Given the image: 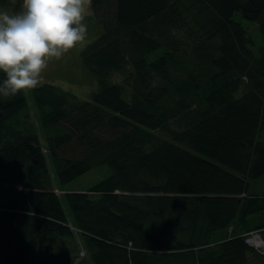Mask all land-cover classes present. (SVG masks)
<instances>
[{"label": "trees", "instance_id": "1", "mask_svg": "<svg viewBox=\"0 0 264 264\" xmlns=\"http://www.w3.org/2000/svg\"><path fill=\"white\" fill-rule=\"evenodd\" d=\"M91 7L93 102L38 86L35 122L25 91L0 95V264H264V0Z\"/></svg>", "mask_w": 264, "mask_h": 264}, {"label": "clouds", "instance_id": "2", "mask_svg": "<svg viewBox=\"0 0 264 264\" xmlns=\"http://www.w3.org/2000/svg\"><path fill=\"white\" fill-rule=\"evenodd\" d=\"M91 2L22 0L21 11H0V95L35 89L50 60L84 42Z\"/></svg>", "mask_w": 264, "mask_h": 264}, {"label": "rangeland", "instance_id": "3", "mask_svg": "<svg viewBox=\"0 0 264 264\" xmlns=\"http://www.w3.org/2000/svg\"><path fill=\"white\" fill-rule=\"evenodd\" d=\"M7 1V5L0 6V11L6 10L9 13H16L21 11L22 0ZM235 20L241 22L243 26L248 30L249 35L254 40L256 47L259 46V44L261 45V39L257 23L247 21L243 19L239 14L235 16ZM84 23L87 25V35L84 42L82 44H78L74 49L64 54L61 58L50 60L48 62L47 68L42 73L41 83L38 86L44 84H51L67 92L72 93L82 101L93 102L94 94L99 90V85L96 77L84 64L83 53L86 48L93 42H95L103 33L104 25L94 15L91 5L85 17ZM122 78L123 77L121 74H115L113 76V79L111 80L112 82L117 83L121 82ZM32 90L33 89L25 90V92L31 113L35 116L34 121L37 122V109L34 106L32 100ZM109 173L110 170L107 166L97 167L92 171L86 173L85 175L81 176L77 180L65 185L66 192H84V190L89 189L90 187L94 186L95 184L106 178ZM53 178L54 181H56L55 175ZM255 186V191H252L250 193L264 195V178L256 182ZM62 203L66 214L71 217L67 201L65 199H62ZM248 264L261 263L254 258H250Z\"/></svg>", "mask_w": 264, "mask_h": 264}, {"label": "built area", "instance_id": "4", "mask_svg": "<svg viewBox=\"0 0 264 264\" xmlns=\"http://www.w3.org/2000/svg\"><path fill=\"white\" fill-rule=\"evenodd\" d=\"M257 240H259L260 243H258ZM246 242L253 246L259 253L264 254V242L258 233H251Z\"/></svg>", "mask_w": 264, "mask_h": 264}, {"label": "bare ground", "instance_id": "5", "mask_svg": "<svg viewBox=\"0 0 264 264\" xmlns=\"http://www.w3.org/2000/svg\"><path fill=\"white\" fill-rule=\"evenodd\" d=\"M58 193H61V192H58ZM260 196H262L261 194H259ZM243 196H246V195H243ZM252 233H257V232H252ZM259 234V233H258ZM250 235V234H249ZM248 235V236H249ZM260 235V234H259ZM248 236H247V238H248ZM260 237H261V235H260ZM247 238H246V240H247ZM263 240V239H262ZM257 242L258 243H260V241L259 240H257ZM263 242H264V240H263ZM249 245V244H248ZM250 247H253V246H251V245H249ZM254 248V247H253ZM255 249V248H254ZM256 250V249H255ZM257 251V250H256ZM84 253H82V255H83Z\"/></svg>", "mask_w": 264, "mask_h": 264}]
</instances>
